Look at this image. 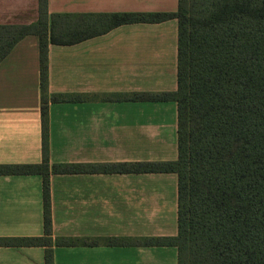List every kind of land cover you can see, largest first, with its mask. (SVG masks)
Segmentation results:
<instances>
[{"label": "crops", "instance_id": "1", "mask_svg": "<svg viewBox=\"0 0 264 264\" xmlns=\"http://www.w3.org/2000/svg\"><path fill=\"white\" fill-rule=\"evenodd\" d=\"M179 0H49L50 13L175 12ZM39 0H0V25L30 24ZM178 20L135 23L49 47V159L54 163L176 160L177 103L109 99L176 90ZM40 46L26 36L0 63V165L43 162ZM56 93L82 99L53 102ZM52 238L175 236V173L51 175ZM43 177L0 175V238L44 235ZM55 264H178L175 246H58ZM46 247L3 246L0 264H45Z\"/></svg>", "mask_w": 264, "mask_h": 264}, {"label": "trees", "instance_id": "2", "mask_svg": "<svg viewBox=\"0 0 264 264\" xmlns=\"http://www.w3.org/2000/svg\"><path fill=\"white\" fill-rule=\"evenodd\" d=\"M39 0L30 24L0 25V63L26 36L40 46L43 162L2 164L0 175L43 177L44 235L0 238L3 246H175L178 264H264V0H179L175 12L50 13ZM178 20L177 89L109 99L177 103L176 160L54 163L49 159V47L74 45L127 24ZM56 93L53 102L81 100ZM175 173V236L57 238L52 236L51 175Z\"/></svg>", "mask_w": 264, "mask_h": 264}]
</instances>
